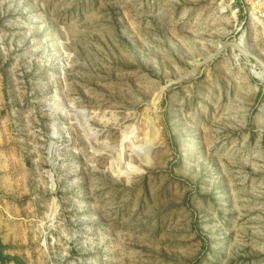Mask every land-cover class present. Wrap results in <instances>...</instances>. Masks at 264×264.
I'll use <instances>...</instances> for the list:
<instances>
[{
	"label": "rangeland",
	"instance_id": "rangeland-1",
	"mask_svg": "<svg viewBox=\"0 0 264 264\" xmlns=\"http://www.w3.org/2000/svg\"><path fill=\"white\" fill-rule=\"evenodd\" d=\"M252 15L0 0V264H264Z\"/></svg>",
	"mask_w": 264,
	"mask_h": 264
},
{
	"label": "built area",
	"instance_id": "built-area-1",
	"mask_svg": "<svg viewBox=\"0 0 264 264\" xmlns=\"http://www.w3.org/2000/svg\"><path fill=\"white\" fill-rule=\"evenodd\" d=\"M253 7V18L256 22L264 21V0H250Z\"/></svg>",
	"mask_w": 264,
	"mask_h": 264
}]
</instances>
